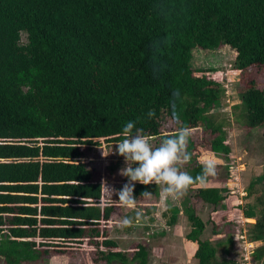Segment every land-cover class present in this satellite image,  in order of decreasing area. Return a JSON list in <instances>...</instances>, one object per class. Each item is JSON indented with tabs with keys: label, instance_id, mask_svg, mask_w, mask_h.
Masks as SVG:
<instances>
[{
	"label": "trees",
	"instance_id": "trees-1",
	"mask_svg": "<svg viewBox=\"0 0 264 264\" xmlns=\"http://www.w3.org/2000/svg\"><path fill=\"white\" fill-rule=\"evenodd\" d=\"M227 44L237 48L239 71L264 66V0H0V263L32 264L77 244L91 246L106 264H151L148 242L117 249L102 228L125 206L106 201L119 197L105 179L103 187L83 148L119 143L123 126L134 121L159 141L184 126L201 128L200 144L230 161L224 126L214 119L225 89L211 70L192 65L196 51ZM177 89L180 118L168 119ZM253 92L242 93L232 122L264 134V95ZM196 150L190 136L193 177L202 171ZM256 184L262 198L241 208L257 222L250 241L262 243L252 260L264 264V172L250 195ZM157 188L137 183L134 197L156 203ZM145 191L152 197L142 199ZM229 192L225 183L193 186L182 198L197 264H240L229 257L232 238L202 237L208 221L196 203L209 206L210 216L226 212ZM169 211L174 227L182 209Z\"/></svg>",
	"mask_w": 264,
	"mask_h": 264
},
{
	"label": "rangeland",
	"instance_id": "rangeland-1",
	"mask_svg": "<svg viewBox=\"0 0 264 264\" xmlns=\"http://www.w3.org/2000/svg\"><path fill=\"white\" fill-rule=\"evenodd\" d=\"M251 40L252 38L249 36L246 38L247 42H250ZM241 41H238L237 43ZM234 49L237 48L232 46V44H227L218 51L211 52L198 50L195 52V58L192 63L195 68L211 70L209 74L217 78L222 84L221 86L225 89V93L221 97V105L214 113V119L216 123L218 122L223 124V131L226 133L225 143L229 145L231 149L230 161H226L223 157H217L216 154L206 150L205 147L200 144L203 137L202 129H192L190 136L197 144V150L194 152V155L197 156V160L201 162V157L210 156L217 161V174L215 177L210 178V182L205 186L224 185L225 183L226 187L230 191V197L227 200L229 210L226 212H223L220 209L217 212L212 213L210 216L212 210L209 206L201 205L198 201L196 203L197 207H199L200 216L203 220L208 221L207 229L203 233L202 237L204 239L211 238L216 242H226V239L232 238L234 243L231 247H229L231 248L229 257L236 258L240 264H254L252 260V253L254 249L262 243H252L250 241V235L257 226V222L255 220L246 219L243 216L241 207L257 201L258 197L262 198V191L260 190L259 184L254 186L255 192H253L252 195L249 194L248 187L253 179L264 172V134L257 131L249 132L246 129L244 130L238 128L235 123L232 122V108L234 105L242 102V93L246 90H253V95H264V66H252L243 72L239 71L235 65V58L237 55ZM251 80L254 81L252 82ZM252 83H254L253 87ZM171 127L169 126L167 130H174L176 124ZM152 143L154 147L158 146L160 143L159 138H152ZM101 144L102 145L100 147L96 145L85 146L83 148L86 153L85 159L89 167L95 169L96 175L100 176L102 180L105 179L107 182H110L109 190L113 188L111 190L118 191L114 187L122 185L125 181H127L126 177L120 175V169L125 166L124 158L117 154L118 150L115 146L118 143H109L102 140ZM104 153L105 155H110L105 157ZM228 163L229 168L226 169V165ZM182 171H188V165H184ZM109 190V194H112ZM157 192L159 195V187L157 188ZM186 194L179 199L169 197L168 200L166 198L165 203L163 202V199H161V203L156 204H153L152 201H146V203L149 204V209L150 207H153V209H160L158 211L156 210L155 213H150L149 216L150 220L152 218H156L159 222L156 224L157 226H152L151 224L147 227L144 225H138L137 229L135 231L133 230L134 234L132 238L134 237V240L138 242L149 241V243H151L148 245H150L149 249H152L153 263H157V257L155 254L161 253H164L165 257L173 255L177 257L176 259L178 260V255L180 253H176V255H174V251H171V246L152 244L154 243L153 240H156L153 236L159 233L162 228L166 227L165 224H167L168 220L172 216L171 211L167 208L171 205H175V207H180L182 211L178 216L181 238H174V241L177 242L174 243V245L176 248L179 246L177 251H181V253L184 251L183 253H186V257H184L183 260L178 261H173V259H171L169 262H173L172 264H197L193 258L196 245L187 241L185 238V235L190 230V223L188 222L182 207V198ZM154 196L156 198L159 197L156 196V194H154ZM117 199L118 198L115 197L114 199L106 201L119 206V203L116 202L118 201ZM158 204L159 206L156 207L155 205ZM113 217L114 222L117 224L106 223L103 224L102 228L106 226V229L109 231V238L115 239V241L119 243V249H127L128 247H126L125 242H123L124 235L127 234L126 227L121 225V220L125 217V212L123 213L121 211L113 214L110 220H112ZM211 221L216 222L218 231L217 234L213 233V222ZM255 222L256 224H254ZM260 224L264 225L261 222ZM116 228H118V230ZM169 230L170 229H168V231ZM169 235L171 236L172 234ZM184 242L187 244L184 245ZM72 248L78 249L64 250V248H57L51 250L49 256L43 257L40 261L32 264H104V261L100 258V254L97 255L91 246H81L76 244ZM222 252L223 251L221 249L219 251L220 257L223 256ZM183 256H185V254Z\"/></svg>",
	"mask_w": 264,
	"mask_h": 264
},
{
	"label": "clouds",
	"instance_id": "clouds-1",
	"mask_svg": "<svg viewBox=\"0 0 264 264\" xmlns=\"http://www.w3.org/2000/svg\"><path fill=\"white\" fill-rule=\"evenodd\" d=\"M154 71H156L155 67ZM179 100L180 92L177 89L174 90L173 99L169 104L168 119L179 120L180 113L177 109ZM147 116L149 119L155 118L156 112L150 110ZM191 133L190 127H181L174 134L163 137L159 145L154 147L151 136L146 134L143 128L137 127L134 121L127 122L119 133L123 139L115 148L118 150L117 154L124 158L125 166L120 169V175L126 177L128 183L118 191L109 190L106 182L103 187L119 197L117 203L135 209L138 203L134 197L137 183L145 186L155 184L159 187L161 199L169 197L179 199L191 187L207 185L210 178L217 174L216 159L210 156L201 157L202 171L195 177L187 171H182L183 166L192 160V154L187 151ZM151 197L152 193L149 191L141 194L142 199ZM141 217L142 212L138 210L134 218L124 217L121 220V225L124 227L132 226L134 222H139Z\"/></svg>",
	"mask_w": 264,
	"mask_h": 264
},
{
	"label": "crops",
	"instance_id": "crops-1",
	"mask_svg": "<svg viewBox=\"0 0 264 264\" xmlns=\"http://www.w3.org/2000/svg\"><path fill=\"white\" fill-rule=\"evenodd\" d=\"M102 180V179H101ZM105 180L103 179L102 180V183L103 184H105ZM160 195V194H159ZM161 198V197H160ZM168 200H169V198H167ZM105 200L103 199L102 200V202H104ZM163 202L165 203L166 202V199H163ZM156 203H161V199H160V201H158V202H156ZM156 203H153V204H156ZM148 203H146V201L145 200H143V201H141V202H139V203H137V205H136V208L135 209H130V208H127V207H123V208H121V209H119V210H115L114 212H113V214H116V213H119V212H125V217H130V218H134L135 217V215H136V211H141L142 212V217H141V219L139 220V222H134L133 224H132V226H129V227H126V233L127 234H125L124 235V241L123 242H125V244H126V247H131L132 245H133V243L135 242V240H134V237L132 238V236H133V234H134V232H133V230L135 231L136 229H137V226L138 225H144L145 227H147V226H150V224L152 225V226H157L156 224L159 222V220L157 219L156 220V218L155 219H149V216H150V213H155L156 212V210L158 211V210H160V209H153V207H150V209H149V207H148ZM156 207L157 206H159V204L158 205H155ZM170 208H175V205L173 206V205H171L169 208H167V209H170ZM179 209H180V207H178ZM167 209H166V211H167ZM181 210V209H180ZM152 211H154V212H152ZM112 214V215H113ZM111 218V217H110ZM146 218V219H145ZM151 221V222H150ZM104 223V222H103ZM106 223H109V224H112V223H114V224H117L116 222H114V217L112 218V220H108ZM151 226V227H152ZM165 228H162L161 229V231H163L164 232V235L163 236H160V235H158L159 233H157L156 235H154L153 237L154 238H156V240L154 239L153 240V242L154 243H152V244H159V245H161V246H171V251H174L173 253H174V255H176V253H180L178 256V260H183V258L184 257H186V253H183L184 251H182V253H181V251H177V249L179 248V246H177V248L175 247V245H174V243H177V242H175L174 241V238H177V239H179V238H181V234H180V231H179V225H178V221H177V224L174 226V227H169L167 224H165ZM117 230H118V228H116ZM168 229H170L169 231H168ZM160 231V232H161ZM128 232H129V234H128ZM162 232V233H163ZM169 234H172L171 236L169 235ZM112 239V238H111ZM114 242H116L117 243V246H119L118 244V242L117 241H115V239H112ZM160 240V241H159ZM133 241V242H132ZM136 242H138V241H136ZM148 242V244H151V243H149V241H147ZM179 244V243H178ZM187 243L186 242H184V245H186ZM150 246V245H149ZM117 249H119L118 247H117ZM121 249V248H120ZM195 251V250H194ZM185 254V256H183ZM156 255V260H157V264H165L166 263V261H167V264H172L173 262H169L171 259H173V261H178L176 258L177 257H175V256H169V257H165V255H164V253L162 254H155ZM193 258H194V256H193ZM195 260V259H194ZM150 263L151 264H154L153 263V256H152V249H150ZM104 264H106V263H104Z\"/></svg>",
	"mask_w": 264,
	"mask_h": 264
},
{
	"label": "flooded vegetation",
	"instance_id": "flooded-vegetation-1",
	"mask_svg": "<svg viewBox=\"0 0 264 264\" xmlns=\"http://www.w3.org/2000/svg\"><path fill=\"white\" fill-rule=\"evenodd\" d=\"M154 264H157V263H154ZM165 264H167V263H165Z\"/></svg>",
	"mask_w": 264,
	"mask_h": 264
}]
</instances>
